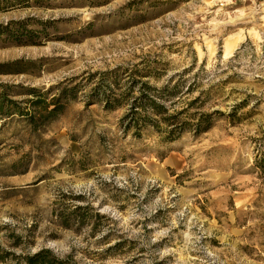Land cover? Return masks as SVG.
I'll return each mask as SVG.
<instances>
[{"label": "rangeland", "instance_id": "obj_1", "mask_svg": "<svg viewBox=\"0 0 264 264\" xmlns=\"http://www.w3.org/2000/svg\"><path fill=\"white\" fill-rule=\"evenodd\" d=\"M142 82L223 115L137 136ZM0 96V264H264V0H0Z\"/></svg>", "mask_w": 264, "mask_h": 264}, {"label": "trees", "instance_id": "obj_2", "mask_svg": "<svg viewBox=\"0 0 264 264\" xmlns=\"http://www.w3.org/2000/svg\"><path fill=\"white\" fill-rule=\"evenodd\" d=\"M177 92V90H170L169 86L156 89L150 86L149 83L142 82L140 95L136 97V102L133 104L130 115H128L130 120L129 128H132L134 133L139 136L142 129L151 127L160 132L164 140L173 141L188 130L197 134L208 131L213 127L216 119L223 115L220 110L212 112L198 110V108H201L200 105L196 107V111L189 113V107L193 108L196 106L200 96L193 99L188 107L182 110L173 109L170 111L171 107L158 101V99L175 97ZM31 103L34 110L40 107L47 109V106L43 105L42 99L32 100ZM7 108L9 107L6 106L5 97L0 96V112H8L7 110L9 109ZM60 108L61 103L57 102L56 108L43 117L54 116L55 112ZM17 112L29 117L31 123L36 124L33 114L20 111V109H17ZM15 258H17V261L13 264H21V262L22 264H73L69 256L60 257L49 248H42L32 254H20Z\"/></svg>", "mask_w": 264, "mask_h": 264}]
</instances>
